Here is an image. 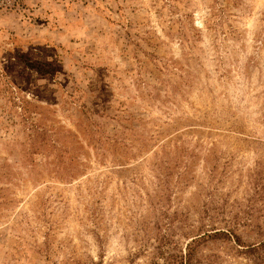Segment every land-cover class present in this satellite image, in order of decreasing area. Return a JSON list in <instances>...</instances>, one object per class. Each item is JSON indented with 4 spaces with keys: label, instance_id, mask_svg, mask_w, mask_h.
I'll list each match as a JSON object with an SVG mask.
<instances>
[{
    "label": "rangeland",
    "instance_id": "obj_1",
    "mask_svg": "<svg viewBox=\"0 0 264 264\" xmlns=\"http://www.w3.org/2000/svg\"><path fill=\"white\" fill-rule=\"evenodd\" d=\"M212 228L264 240V0L0 6V264H181Z\"/></svg>",
    "mask_w": 264,
    "mask_h": 264
},
{
    "label": "trees",
    "instance_id": "obj_2",
    "mask_svg": "<svg viewBox=\"0 0 264 264\" xmlns=\"http://www.w3.org/2000/svg\"><path fill=\"white\" fill-rule=\"evenodd\" d=\"M45 146L47 147L46 143H45ZM61 158L63 159L61 160V162L64 163V166H61L60 164V169L64 168V170L67 171L69 166L65 165V163L70 162L71 160H73L74 157L73 156L67 157V153H66L65 155L61 156ZM205 226H206L205 224L201 225L199 229H203ZM222 237H227L229 239L233 238L236 244L246 246L245 252H247L250 256L254 258V263L264 264V240H261L253 244H242L244 242L242 241V238L239 235L234 234L230 229H220V228L208 229L199 235L198 234L195 235V238H193L192 241L188 243L187 245V250H188L187 256H186V259H183V257L181 258V264H193V258H192L193 257V249H192L193 243L192 242L194 243L198 242L200 238L202 239L216 238L217 239V238H222Z\"/></svg>",
    "mask_w": 264,
    "mask_h": 264
},
{
    "label": "built area",
    "instance_id": "obj_3",
    "mask_svg": "<svg viewBox=\"0 0 264 264\" xmlns=\"http://www.w3.org/2000/svg\"><path fill=\"white\" fill-rule=\"evenodd\" d=\"M12 0H0V6H6L11 4Z\"/></svg>",
    "mask_w": 264,
    "mask_h": 264
}]
</instances>
